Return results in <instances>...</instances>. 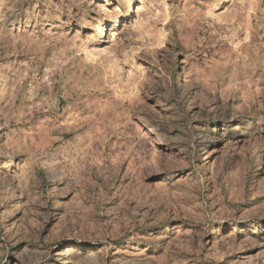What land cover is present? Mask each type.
<instances>
[{
    "label": "rangeland",
    "instance_id": "374dc122",
    "mask_svg": "<svg viewBox=\"0 0 264 264\" xmlns=\"http://www.w3.org/2000/svg\"><path fill=\"white\" fill-rule=\"evenodd\" d=\"M0 264H264V0H0Z\"/></svg>",
    "mask_w": 264,
    "mask_h": 264
},
{
    "label": "bare ground",
    "instance_id": "6f19581e",
    "mask_svg": "<svg viewBox=\"0 0 264 264\" xmlns=\"http://www.w3.org/2000/svg\"><path fill=\"white\" fill-rule=\"evenodd\" d=\"M228 1V0H227ZM97 28H98V33L99 34H101L102 33V31H103V25L101 24V23H98L97 24ZM114 34V33H113ZM113 37H115V36H113ZM99 42V41H98ZM94 49V48H93ZM88 56H93L94 55V52L93 51H90V50H88Z\"/></svg>",
    "mask_w": 264,
    "mask_h": 264
}]
</instances>
